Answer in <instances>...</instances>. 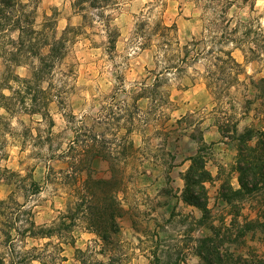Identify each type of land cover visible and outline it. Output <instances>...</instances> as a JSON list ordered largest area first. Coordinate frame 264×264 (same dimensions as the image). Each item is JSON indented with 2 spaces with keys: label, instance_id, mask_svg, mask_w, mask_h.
I'll use <instances>...</instances> for the list:
<instances>
[{
  "label": "rangeland",
  "instance_id": "rangeland-1",
  "mask_svg": "<svg viewBox=\"0 0 264 264\" xmlns=\"http://www.w3.org/2000/svg\"><path fill=\"white\" fill-rule=\"evenodd\" d=\"M75 1L41 0L38 8L37 26L46 24L49 37L56 32L66 45L65 57L42 82L51 100L48 112L25 113L19 95L12 92L20 85L13 80L15 73L30 78L37 59L10 70L0 59V156H4L0 166L16 173H0V201L12 198L13 205L14 200L26 203L38 225L59 223L72 199L60 171L70 167L66 153L76 132L84 125L102 131L97 119L108 112L110 103L116 109L144 83L151 84L157 73L177 65L163 78L168 86L162 89H169L172 101L164 107L163 119H169L163 128L150 126L132 134L142 153L123 168L128 174L119 193L124 212L109 248L102 249L98 236L85 223L51 238L24 237L18 248L36 246L45 254V263L34 264H80L84 255L80 250L86 252V264L110 257L115 264H199L196 239L213 235L223 249L236 255L264 254V231L254 222L262 197L231 194L232 187H239L238 142L222 134L218 126L221 123L226 129L225 116L232 115L231 123L238 119L239 132L251 128L258 137L264 129V98L255 86L264 77V48L260 56H252L229 45L244 73L242 82L221 99L212 95L201 75L204 62L176 64L184 45L220 32L227 22L233 27L255 21L264 27V0H114L105 10L83 11L74 8ZM109 20L118 34L114 45L106 25ZM164 25L171 29L165 30ZM170 39L178 44L165 51L164 42ZM40 96V102L47 99ZM150 101L143 98L139 104L147 110ZM109 120L110 126L118 123ZM202 137L214 142L207 154L213 177L206 183L210 212L205 226L199 222L201 209L182 200L189 157L196 153ZM163 142L175 159L166 155L164 160L157 148ZM91 171L95 177L110 175L108 162L100 157L93 159ZM34 182L40 185L36 193ZM227 195L232 197L230 203L224 200ZM4 219L0 213V257L9 263ZM248 225L252 228L244 231ZM57 245L63 248L64 259L53 257ZM155 253L161 257L159 263Z\"/></svg>",
  "mask_w": 264,
  "mask_h": 264
},
{
  "label": "trees",
  "instance_id": "trees-1",
  "mask_svg": "<svg viewBox=\"0 0 264 264\" xmlns=\"http://www.w3.org/2000/svg\"><path fill=\"white\" fill-rule=\"evenodd\" d=\"M40 2L41 0H0V59L8 70L13 65L30 64L28 61L30 58L37 59L38 64L33 65L30 78H23L15 73L13 80L18 81L20 85L12 92L19 95L25 113L45 114L48 112L47 107L51 100L48 96V88H44L42 82L46 80L55 63L65 57L66 45L64 38L58 37L56 32L52 38L49 37L46 24L42 28L37 26ZM112 3L114 0H76L74 8L79 11L88 8L105 10L112 6ZM83 17L86 19L87 14L84 13ZM106 25L108 30L110 29V41L114 45L118 34H114L116 29L111 26L110 20ZM170 27L163 26L165 30H170ZM164 43L165 51L178 44L171 39ZM229 45H233L234 49L242 50L244 54L249 52L252 56H260L264 48V27L256 26L255 21L240 22L233 27L231 22H227L220 32H214L207 38L195 39L184 45L181 55H177L176 64L204 62V72H198L207 80L206 84L212 95L216 99H221L242 82L240 75L244 73L243 64L234 56V49H230ZM173 68L177 69L178 66H168L164 71L157 73L151 84L144 83L139 92L130 95V100L124 99L120 106H115L116 109L110 103L108 112L97 119L98 124L104 128L102 131L84 125L76 132L66 153L70 167L60 171V178L71 188L72 199L66 213L61 214L59 223L53 226L38 225L33 210L26 208V203L14 200L15 205H13L12 198L0 201V213L5 217L2 231L10 256L9 263L0 257V264H34V261L45 263V254L38 251V247L19 249L18 242L24 237L51 238L64 232H72L74 226L80 223H85L86 228L98 236L99 243H96L101 245L102 249L112 243L114 235L120 229L118 220L124 212L119 193L126 184L128 174L123 168L139 159L142 153L140 147L136 146L132 134L135 131L146 130L150 126L157 125L163 128L168 122V117L167 120L163 119L166 115L164 107L172 103L171 93L169 89L162 88L168 86L163 83L164 74ZM33 83H36L35 87ZM255 86L259 90V96L264 98V77ZM40 95L47 99L40 102ZM2 96L9 98L6 95ZM27 98H29L28 105ZM143 98L149 100L152 98L147 110L142 109L139 104ZM230 102L232 101L229 100L228 103ZM4 107L8 111L11 110L7 103ZM225 117L227 128L224 129L219 123V130L238 142L236 169L239 173V187L234 189L232 187L231 194L239 197L256 194L262 197L259 201L258 216L254 222L264 231V129L258 131V137L251 128L239 132L238 119L231 123L232 115ZM109 119L118 123L110 126ZM159 132L162 133V129ZM213 143H207L203 137L201 138L196 153L189 157L191 163L184 174L185 189L182 200L201 209L202 218L199 222L203 226L206 225L205 217L207 218L210 212L206 183L213 175L207 168V154ZM157 148L161 151L164 160L166 155L175 159L176 156L166 150L164 142ZM96 157L108 162L109 177L93 175L91 164ZM1 172L16 174L6 166H0ZM8 182L11 183L9 180ZM32 184L36 187L35 193L38 192L40 185L36 182ZM231 199V196H224L227 203H230ZM18 222L24 224L19 225ZM252 225H248L244 231L252 228ZM62 251L63 248L57 245V253L53 257L64 259ZM79 252L84 254L80 264H86L88 259L85 258L86 252L81 250ZM196 254L200 257L199 264H264V254L236 255L223 249L213 235L196 239ZM155 256L159 263L161 257L157 253ZM94 264H115V261L113 257L108 261L95 259Z\"/></svg>",
  "mask_w": 264,
  "mask_h": 264
}]
</instances>
